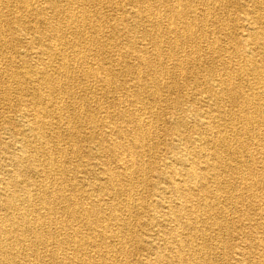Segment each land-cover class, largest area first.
I'll list each match as a JSON object with an SVG mask.
<instances>
[{
	"label": "bare ground",
	"instance_id": "bare-ground-1",
	"mask_svg": "<svg viewBox=\"0 0 264 264\" xmlns=\"http://www.w3.org/2000/svg\"><path fill=\"white\" fill-rule=\"evenodd\" d=\"M2 103L0 264H264V0H0Z\"/></svg>",
	"mask_w": 264,
	"mask_h": 264
},
{
	"label": "rangeland",
	"instance_id": "rangeland-1",
	"mask_svg": "<svg viewBox=\"0 0 264 264\" xmlns=\"http://www.w3.org/2000/svg\"><path fill=\"white\" fill-rule=\"evenodd\" d=\"M110 12V11H109ZM111 13V12H110ZM112 14V13H111ZM18 66V65H17ZM18 69H20V67H18ZM4 105V106H3ZM6 106V107H5ZM8 108H10V105H6V104H0V110H3V111H5L6 113H7V115H10V116H12V115H15L12 111H10ZM7 109H8V111H7ZM6 137H8V138H6ZM10 137V138H9ZM12 140V137H11V135L9 134V133H2L1 135H0V142L2 143V142H10Z\"/></svg>",
	"mask_w": 264,
	"mask_h": 264
}]
</instances>
